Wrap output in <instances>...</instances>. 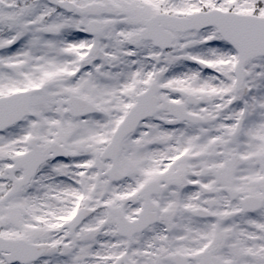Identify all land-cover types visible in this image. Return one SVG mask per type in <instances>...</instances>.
I'll list each match as a JSON object with an SVG mask.
<instances>
[{"label":"snow or ice","instance_id":"6c2138e0","mask_svg":"<svg viewBox=\"0 0 264 264\" xmlns=\"http://www.w3.org/2000/svg\"><path fill=\"white\" fill-rule=\"evenodd\" d=\"M0 264H264V0H0Z\"/></svg>","mask_w":264,"mask_h":264}]
</instances>
